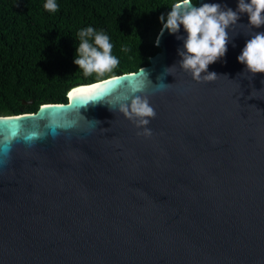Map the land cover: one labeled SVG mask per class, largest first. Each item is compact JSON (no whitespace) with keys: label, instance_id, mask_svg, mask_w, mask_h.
Segmentation results:
<instances>
[{"label":"water","instance_id":"water-1","mask_svg":"<svg viewBox=\"0 0 264 264\" xmlns=\"http://www.w3.org/2000/svg\"><path fill=\"white\" fill-rule=\"evenodd\" d=\"M238 24L208 67L215 81L179 67L182 26H161L148 64L117 74L124 86L141 68L172 84L149 96L150 137L96 97L70 104L76 88L111 87L106 77L73 87L64 103L0 115L20 118L0 121V264H264V73L237 61L251 38L246 13Z\"/></svg>","mask_w":264,"mask_h":264},{"label":"trees","instance_id":"trees-1","mask_svg":"<svg viewBox=\"0 0 264 264\" xmlns=\"http://www.w3.org/2000/svg\"><path fill=\"white\" fill-rule=\"evenodd\" d=\"M46 2L0 0V115L64 103L73 87L103 79L85 77L73 63L78 33L87 27L109 36L119 60L112 74L148 64L158 51V18L173 0H55V12L44 8Z\"/></svg>","mask_w":264,"mask_h":264},{"label":"clouds","instance_id":"clouds-1","mask_svg":"<svg viewBox=\"0 0 264 264\" xmlns=\"http://www.w3.org/2000/svg\"><path fill=\"white\" fill-rule=\"evenodd\" d=\"M44 8L49 12H55L58 5L55 0H47ZM246 13L250 31V39L246 40L237 61L245 66L248 73H264V32H252V28H260L264 25V0H237V8L233 9L220 3H202L196 6L193 0H173L170 11L159 16L162 23L161 34L165 29L170 34H177L183 27L186 35L177 39H183V48L178 49L181 59L179 67L191 79L196 82H212L221 75L208 71L210 64L222 59L227 52V45L232 40L230 31L234 26L239 25L240 14ZM80 43L76 52L79 54L74 58L73 63L83 70L85 77L96 74L99 78H105L106 74H112L119 60L112 54L113 44L110 38L103 31H96L92 27L82 29L78 33ZM128 51L127 47L122 49ZM176 65L166 67L164 73L173 74L172 69ZM142 78L129 80L127 85L115 84L103 94H96L98 102L106 103L112 112L119 111L131 121L137 128L141 129L137 135L150 137L152 130L147 127L152 119L156 117V110L149 102V96L157 92L167 91L172 84H166L158 77L159 83L153 84L148 73L140 69L138 74ZM121 77L112 74L108 75L101 83L108 81H120ZM264 83V81H262ZM95 85V84H94ZM90 92L91 87H85ZM90 126L95 128L100 121L88 120L82 117ZM78 121L74 120L73 124ZM108 131L110 129H103ZM15 135V133L13 134ZM35 133H28L24 140L31 145ZM10 146L5 145L2 154L6 158ZM6 162V159L5 161Z\"/></svg>","mask_w":264,"mask_h":264},{"label":"snow or ice","instance_id":"snow-or-ice-1","mask_svg":"<svg viewBox=\"0 0 264 264\" xmlns=\"http://www.w3.org/2000/svg\"><path fill=\"white\" fill-rule=\"evenodd\" d=\"M115 82H118V81H108V82H105L104 85H111L114 86L116 83ZM103 85V86H104ZM111 87H102L101 84H96V85H93L91 87V91L88 92V91H85L84 88L85 87H82V88H76L74 89L72 92L69 93V102L70 104H73L74 100L76 101V103L80 104V103H83L85 102V100H89V99H92L96 96V94H103L104 92L108 91ZM44 109H49V108H62L63 106L62 105H44L42 106ZM20 118L19 117H16V118H3V117H0V121H9V120H19ZM9 127H11L12 129H15L17 126L15 125H10ZM15 133V130H13V134Z\"/></svg>","mask_w":264,"mask_h":264}]
</instances>
